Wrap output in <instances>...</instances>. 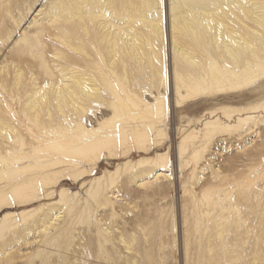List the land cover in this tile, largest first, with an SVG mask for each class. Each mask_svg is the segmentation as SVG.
Here are the masks:
<instances>
[{
	"label": "rangeland",
	"instance_id": "rangeland-1",
	"mask_svg": "<svg viewBox=\"0 0 264 264\" xmlns=\"http://www.w3.org/2000/svg\"><path fill=\"white\" fill-rule=\"evenodd\" d=\"M32 1L23 28L40 9L46 11L51 0H0V122L10 125L9 133L0 131V193L10 190L13 200L0 209V264H264V103L244 123L239 121L246 116L237 111L264 101V74L239 86L241 96L210 93L213 87L203 80L205 70H189L173 54L172 0H147L146 13L158 18L161 33L151 32L141 22L138 28L149 32L159 59L147 44L142 52L157 60L161 78L152 66L138 62L139 55L124 57L126 66L117 60L110 67L104 48L89 39L85 42L96 55L97 63L89 64L104 89L118 91L128 102L124 89L145 85L144 93L136 97L140 106L162 97L164 135L153 138L157 141L153 144L145 140L138 145L145 147L124 137L120 145L82 158L81 150L71 148L83 136L81 128L111 135L106 130L122 121H116L111 107L115 100L108 92L86 111L68 106L64 112L51 109L48 114L29 107L30 74L46 78L48 63L54 66L59 60L54 47L67 55L65 63L74 64L84 55L87 60L93 57L67 48L52 36L51 27L61 16L38 22L32 48L14 45L21 25L16 27L13 19ZM133 2L139 8L142 0ZM8 29L13 30L12 37L1 41ZM208 61L203 64L207 72ZM16 64L23 68L19 78ZM187 85L201 94L195 97ZM131 110L136 115V109ZM214 119L213 128H204L206 121ZM58 149L62 151L51 153L53 158L46 156ZM158 154L166 155L160 171L149 165L152 172L132 177L145 165L137 164L139 159ZM28 166L34 167L11 170ZM45 173L60 175L51 184L52 194L31 196L46 187L30 190L26 183L32 175ZM19 192L31 198H16ZM96 193L98 197H93ZM55 201L52 215L59 217L36 232L32 226L44 213L42 206Z\"/></svg>",
	"mask_w": 264,
	"mask_h": 264
},
{
	"label": "bare ground",
	"instance_id": "bare-ground-1",
	"mask_svg": "<svg viewBox=\"0 0 264 264\" xmlns=\"http://www.w3.org/2000/svg\"><path fill=\"white\" fill-rule=\"evenodd\" d=\"M146 1L142 0L137 8L133 0H51L48 3V9L46 11L40 9L38 15L36 14L32 19L28 18L26 21L28 25L23 28L24 24L21 25V23L29 16V11L35 4L32 1L25 8H20L18 16L13 19L16 27L21 25L19 36L13 41L14 45L20 43L32 48L31 45L35 43L33 34L39 29L38 22L55 21L61 16L58 23L51 27L52 36L75 52L93 56L92 60L85 59L84 55L79 61H73L74 64L65 63L69 62L65 59L67 55L59 47H54L53 54L55 57L58 56L59 60L54 66L48 63L46 78L42 80L36 77L35 73H31L29 77L33 85L27 94L28 104L35 113H39L42 109L48 114L51 113V109L64 112L68 106L72 107L73 111H86L95 101L101 100V95L105 92L110 93V97L115 100V103L111 105L112 112L116 115V121L121 120L122 122L106 130L111 135L98 134L92 129L81 128L80 133L83 136L77 138L71 148L81 150L82 158L97 150L120 145L124 137L125 140L130 139L132 144L138 146L141 141L145 140H150L147 143L153 144L157 142V137L160 139L164 135L163 116L159 108L162 97L157 96L154 103L147 102L140 106L136 97L144 93L145 85H139L137 89L130 85L129 90L124 89L123 96L128 97V102L122 99L118 91L104 89L98 81L96 72L90 67L91 63H97L96 55L88 51L85 42L89 39L96 47H103V52L108 55L110 67L117 60H122L123 66H126L127 60L124 57L129 59L139 55L138 62L152 66L161 78L162 72L155 62L156 59H152L150 53L142 52L145 46L149 45L155 57L159 59V51L149 32L143 33L138 28V23L141 22L151 32L157 35L161 33L158 18H151L146 13ZM172 2L170 23L173 54L178 61L180 59L183 62L187 69L203 68L205 70L203 80L204 82L210 81L213 87L212 90H208L210 93H215L217 97H226L232 94L230 92H236L241 96V92L237 89L239 86L246 81L253 82L264 74V0H172ZM9 12L14 15V12ZM38 16L40 19H37ZM12 35L13 30L8 29L1 41L9 40ZM144 36L146 40H143ZM209 59L211 61L210 71L207 72L206 65L203 64ZM9 61L8 59L5 62V66H8ZM42 63L44 64L45 61ZM22 74L23 68L16 64L15 76L19 78ZM187 90L195 97L201 94L198 91L193 92L190 85H187ZM262 103L264 101L237 107L238 114L246 116L240 119L239 123L252 118L249 114L258 109ZM132 107L136 109L134 111L136 115L144 118V121L138 122V117L131 110ZM216 124L214 119L206 121L203 125L204 128H213ZM9 126L7 123L0 122V131L5 130L9 133ZM152 131L154 137H152ZM181 145L182 142H179L178 147L181 148ZM58 151L62 149L49 152L46 156L53 158L51 153ZM165 156L158 154L152 158L139 159L136 163L145 165L133 173L132 177L136 178L152 172L149 165L157 166L160 171L162 166L166 165ZM126 165L132 166L130 162H126ZM29 167L34 166L14 167L11 170L25 172ZM156 172L157 170L154 174ZM32 176L35 179L31 178ZM32 176L28 177L31 180L26 183L29 185L26 187L30 190H37L43 188L42 185H44L46 188L41 193L34 191V194H31L33 197L42 196L44 198L52 194L51 184L57 182L60 177L54 173H45L43 177ZM20 192L15 195L16 198L25 200L31 198L30 194ZM60 192L63 190L60 189ZM9 194L8 189L0 193V209L7 203H13ZM98 195V193L93 194V197H98ZM55 205L57 201L42 206L44 213L38 215L32 226L36 232L40 229H47L52 221L59 217V215H52ZM36 238L34 237L32 241Z\"/></svg>",
	"mask_w": 264,
	"mask_h": 264
}]
</instances>
